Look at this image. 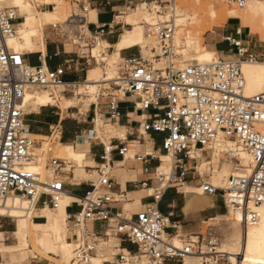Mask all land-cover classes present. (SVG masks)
<instances>
[{
	"label": "built area",
	"instance_id": "obj_1",
	"mask_svg": "<svg viewBox=\"0 0 264 264\" xmlns=\"http://www.w3.org/2000/svg\"><path fill=\"white\" fill-rule=\"evenodd\" d=\"M250 1L227 0V3L244 9ZM83 12L89 13V7H84ZM23 19L17 8H0V207L9 198L20 196L30 207L34 205L35 210L41 203L43 207L57 211L65 194L68 196L60 178L67 162L54 156L61 135L53 140L59 133L53 130L48 137L50 148L47 152L52 156L45 164L47 173L27 170L25 166L38 159L34 155L36 143L30 138L25 123L27 113L23 100L27 91L33 88H71L77 83L64 82L63 67L54 71L43 64L32 67L26 63L25 54L9 48L8 41L16 36ZM85 25L82 23L83 27ZM86 31L88 28H83V32ZM146 35L158 41V57L167 59L169 66L157 70L142 57L122 59L113 84L123 97L138 96L142 110L158 112L142 128L146 133L165 134L161 147L164 155L172 159L171 168L164 172L163 161L157 158L160 164L155 168L150 184L154 203L137 213L135 219H127L114 214L110 208L116 201L114 182L110 178V154L114 149L111 145H104L98 181L84 196L75 197L79 211L67 213L73 244L69 264H95L93 259L100 252L102 241L112 236L122 237L138 247L136 253L119 254L122 263H139L145 258L144 264H183L186 257L195 253L200 237H197L198 241H193L192 237L182 240V247L174 245L172 238L166 239L164 233L168 219L160 212L158 203L169 190L178 191L185 187L189 178L200 180L203 194L220 195L228 213L239 218L244 228L260 222L258 209L264 205V92L246 95L242 63L264 65V47L260 52L255 51L242 41L240 33L236 37L229 35L223 40L231 52L235 51L237 59L219 58L206 64L193 63L178 68L175 61L182 55L174 44L176 26L173 23L147 25ZM111 98L108 115L111 120H116L121 116L119 98L118 95H111ZM220 139L233 140L241 145L252 156L254 168L247 175L231 176L224 187H215L198 171V155L212 150ZM41 150L45 155L42 146ZM117 151L125 157L128 149L124 147ZM4 219L0 217V221ZM39 219L35 217L33 220ZM92 222L107 223L110 232L103 237L92 233L87 226ZM0 229H4L2 225ZM214 244L213 240L209 241L210 253L207 254L214 256L213 259L216 258Z\"/></svg>",
	"mask_w": 264,
	"mask_h": 264
},
{
	"label": "crops",
	"instance_id": "obj_2",
	"mask_svg": "<svg viewBox=\"0 0 264 264\" xmlns=\"http://www.w3.org/2000/svg\"><path fill=\"white\" fill-rule=\"evenodd\" d=\"M61 1L62 0H45V4L56 5V3ZM256 2L264 3V0L251 1L249 3V9L254 7ZM25 3L31 4L29 2ZM131 3V0H88L80 3V6L82 7L81 11L83 12L84 7H89V13L85 14L83 12L84 16L79 17V22L86 24L85 26L88 28V33L91 35L94 44L97 43V40L99 39L102 44L110 49L106 58L116 57L118 53V57L121 60L140 57L145 59V54L141 46L124 48L119 51L116 48L125 31H127H124V28L129 26L126 25L124 21H116V18H123L120 15L125 14L126 9H130ZM143 4L147 3H141L133 10H136ZM50 7L51 6H48V8ZM36 13L43 16V23L40 25L39 29L41 35L28 38V44L35 49L31 52H24L26 53V63L32 67H37L43 64L46 68L52 71L63 67L65 69L63 77L64 82L67 84L77 83L75 85L76 89L73 91L74 98H66L61 93L58 104H53L51 102L48 105L39 106L36 109H30L25 118L26 126L30 131V136L34 138H48L53 130H57L61 135V142L57 144L60 149L57 158L61 157L60 159H63L62 157H65L66 159L71 160L68 161L63 159L67 162V165L62 167L60 173V178L64 182L65 190L68 194L62 202V207L64 205V210L67 213H76L79 211V208L75 204V197L84 196L87 192L91 191L92 185L98 181V168L103 162L102 157L104 156V145H111L114 151L110 154V178L114 182L113 195L116 201L111 204L110 208L114 214L122 215L127 219H135L137 213L144 210L146 206L154 203V200L151 197L153 191L150 188V184L151 180L154 179L155 168L160 164L157 158L162 159V161L170 158L169 156L164 155L162 147L158 145V142L162 144L165 134L153 132L146 133L142 128L143 124L151 122L158 112L154 109L142 110L140 108V98L138 96L126 95L118 101L121 116L116 120H111L108 115V105L112 101L111 97L104 100L100 99L97 103H92L89 105L90 108L88 111L81 114L80 110L77 108L79 105V102H77V96H86L85 94H82L81 90L83 88H81V86L90 77L95 76L93 73L94 71H99L98 67L92 66L94 62L90 59V57L93 58L96 64H99L95 57V54L99 49L94 48V46L89 47V45L84 44L82 38H80V48H88L87 51L90 54L89 57V55H86V53L80 49H68L65 42H46L47 36L45 35V27L52 25L57 28V25L62 23V19L67 16L65 15L62 17V11L56 6L53 7V10ZM20 15L24 18V21L25 16L22 14ZM247 15H251V12L248 11V9ZM232 23L236 24L235 35L230 29ZM213 29L211 30L212 33L207 36L208 45H205L209 50L215 52L217 56L231 53L230 46L223 40L224 37L229 35L236 37L237 34L240 33L243 41L244 38L248 39L253 35H258L252 31L251 25H246L241 19L235 17L228 18L224 26L216 28L215 30ZM217 34L222 35L220 40L211 39V37L213 38ZM247 44L252 47L250 42H247ZM252 48L255 51L258 50L256 46ZM60 88H65V86ZM108 88L109 85L103 86L100 90H106ZM85 92L88 93L87 91ZM51 98L52 100L54 99L53 97ZM61 99H64V101L60 104L59 102ZM61 108L65 111H62ZM99 113L104 116L106 122L110 123L107 127H109V129H116L121 135V138H112L109 145L103 140L98 139V136L93 139L95 141L90 139V134L94 132L97 133V131H99V133H102L109 131L106 128L104 129V125L98 116ZM90 124H95L94 131L90 130ZM96 140L100 141L96 142ZM124 147H127L128 151L125 153V157H122L119 155L117 149H122ZM49 148L50 145H46V147H43V150L46 151ZM139 158L141 160H139ZM202 159L203 160L200 162L202 165L201 168L208 164H214V162H220V157L215 156L211 158V162L210 159L207 161L204 160V158ZM75 161L77 163L85 162L84 167L75 169V165L73 164ZM164 163L165 161H163L162 167ZM32 164L38 166L41 165V163ZM192 165L193 163L190 162V166ZM227 166L229 165L224 166L221 170H229L230 166ZM185 187V191L184 187L178 191L175 189L169 190L158 203L160 212L168 219L165 234L169 238L175 237L178 239L179 235L182 234L185 235L186 238L193 237V239H197L196 237H199L202 234L204 224L215 220L218 217L226 216L228 213L220 195L209 196L202 194L201 182L197 178H189ZM146 192L151 193L139 197L142 193ZM62 207L56 213H59ZM35 211L45 212V217L40 215L37 217L40 218L39 220H44L45 218L46 221L34 222L33 218L36 215L32 217V220L3 217L16 220V227L13 235L17 236V239H19L20 242H24L23 245L27 247L31 253L34 252L31 240H38L43 237L45 233V230L39 228L38 225L47 224V215L52 214L51 209L49 207H43L41 203L36 210L34 208V212ZM126 215L129 216L126 217ZM31 226L35 229H40L41 232H31ZM87 226L92 233L101 237L110 232L107 223L92 222L88 223ZM68 230V227L66 231L62 225V243L70 244V234L68 233ZM247 231L248 229H243L241 234L240 254L243 255V257L238 260V264L245 263L243 248ZM8 233L9 230H0V264H15L21 259L28 260L29 258L14 257V253L19 249V243L16 245H5L2 243L5 234ZM112 237H115L116 241V245L113 247L114 254H112L111 260H104L103 263L125 264L120 261L118 257L119 254L124 252L136 253L138 247L125 241L122 237ZM110 239L104 243H108ZM225 254L234 255L236 257L239 256L232 253ZM48 257L56 259V255L54 254H48ZM188 258L192 257L189 256ZM144 263L145 258H141L139 263L132 262L130 264ZM247 263L252 264L250 262ZM23 264L52 263L46 261L42 262L36 258H31ZM167 264L176 263L168 262ZM183 264L191 263L185 260ZM261 264H264V260H262Z\"/></svg>",
	"mask_w": 264,
	"mask_h": 264
},
{
	"label": "rangeland",
	"instance_id": "obj_3",
	"mask_svg": "<svg viewBox=\"0 0 264 264\" xmlns=\"http://www.w3.org/2000/svg\"><path fill=\"white\" fill-rule=\"evenodd\" d=\"M22 1L24 3L29 2L32 4V6L34 7L33 9L34 16L35 15L39 16L38 13L36 12L50 11L53 10L54 6L59 7L63 13L62 17L65 15L67 17L62 19V23L58 24L57 28L53 27L52 25L45 27V35L47 36L46 42L49 41L65 42L68 46V49H80L90 57V54L87 51L88 48L86 49L80 48V44H81L80 38H82V42L84 44H88L89 47L94 46V48H98L100 54H102L105 57V59H103L100 64H96L95 60L90 57V59L94 62L92 66L93 67L96 66L99 68L98 74H96L92 78L94 80L102 81L103 79H110L117 77L118 65L121 63V59L118 56L113 58H106V56L109 54L110 49L107 48L104 44H102L99 39L97 40V43L94 44L92 42L91 35L88 33V31L83 32V28L86 30V26L83 27L82 23L79 22V17L84 16V13L81 11L82 7L80 6V3L86 2L88 0H62L61 2L56 3V5L45 4V0H22ZM141 3H147V4H143L141 5V7H138L136 10H133ZM48 6L51 7L48 8ZM10 8H15V7L10 6ZM248 8H249V4L245 9L242 10L230 6L228 5L227 0L226 1L225 0H138L137 2H132L130 4V9H126L125 14L120 15L123 18L118 17L116 18V21H124L125 23L126 19L128 20L136 19L137 23L135 25H129L130 27L126 26V28H124V31L132 30L133 28H135V26L140 27L146 40L148 39V41H146L141 46L145 54V60L151 63L154 69L165 70L169 66V61L165 58L158 57L159 43L156 39L147 37L146 35L147 25H154L157 23H173L176 26V36H175L174 44L182 56L175 61V64L178 68H183L186 65H190L197 62L196 60L193 62L187 61L188 58L184 56V53H186L188 56L195 58V53L193 48L194 44H192L190 48L187 47V37L189 36L194 37L196 39V42L200 46L208 48L206 46L208 45L207 36L210 35V33H212L211 30L213 28H214L213 30H215L216 28L224 26L225 19L227 17L228 18L233 17L234 13L235 14L242 13ZM245 24L251 25L252 31L254 33L258 32L261 27L258 19L248 20L247 22H245ZM35 26L37 27V29H40V24L38 23L36 18H35ZM230 29L231 32L235 35L236 24L232 23ZM127 31H125V33ZM221 37H222L221 34H217L215 37L213 38L211 37V39L220 40ZM243 42L244 43L250 42L252 44V47L256 46L258 52H260V50H262L264 47V44L263 42H261L258 35H253L251 38L248 39L244 38ZM219 58H224L227 60L237 59V57L235 56V51H232L231 53L228 54H224L223 56L218 55L214 57V59H219ZM81 88H83L81 90L82 94L86 95V96H77V102H79L77 108L78 110H80L81 114H84L86 111H88V109L90 108L89 105H91L92 103H97L98 101H100V99L101 100L107 99L111 97V95H118L119 99L123 97L121 93L116 92V88L113 85V83L109 85V89L107 90H100L101 87L95 89V88H90L88 86L86 87L82 86ZM75 89H76L75 86H72L71 88H67V87L65 88L53 87L50 89L33 88L29 90L27 93L43 94L46 96L52 95L54 99L51 102L53 104L55 103L58 104L59 96L61 95V93L66 98L72 99L74 98L73 91ZM85 91H87L88 93H86ZM256 94L257 93H254L251 94L250 96ZM63 101L64 99H61L59 103L61 104ZM52 107H57V106H52ZM61 110L65 111L62 108ZM24 111L25 113L28 112L25 107H24ZM98 116L102 121V124L104 125V129L106 128L109 131L102 133H99V131H97V133L94 132L90 134L91 140H93L95 137L98 136V139L103 140L107 145H109V142L112 138H121V135L116 129H109V127H107L110 123L106 122L104 116L101 113H99ZM89 128L90 130L94 131L95 124H90ZM56 137H60V134L57 133L56 136L53 138V140L56 139ZM30 138L36 143L34 155L37 157L38 161L36 160L34 161V163H41L39 168L36 170V173L42 171L43 174H46L47 172H45V164L47 159L52 155L48 153L47 150H46V154L43 155L41 146L46 147V145H49L50 139L34 138V137H30ZM100 140H96V142H99ZM225 144L226 143L218 146L214 151L212 150L207 151V153L203 157L204 160L206 161L211 159V156L220 157L219 163L214 162V164H208L202 168H201L202 165L200 163L198 164L199 171L202 174L204 180L211 184H213V182L214 183L216 182L215 184H213L215 187H224L226 181L231 176H233L231 172L236 171L237 167L242 166V161L237 157L236 158L240 160L241 165H238L239 163H236L235 161H233V163L230 161L225 162L226 160H228L224 152ZM158 145L161 146V143L158 142ZM56 150L57 152L54 156L58 157V153L60 152L58 145H56ZM62 158L66 159L65 157ZM66 160L71 161L69 159ZM163 161H165V163L163 164L162 170L164 172H168L172 165L171 158H167L166 160L164 159ZM73 164L75 165V169H79L84 167L85 162L77 163L75 161L73 162ZM226 165L230 166V172L225 173V175L219 174V176H217L218 172ZM48 173L50 174V172ZM220 176H223V180L222 178H220ZM185 190L186 187H184V191ZM149 193L151 192L142 193L139 197H141L142 195H148ZM26 204H27L26 208L27 210H29L31 214L30 213L28 214L27 211L24 212L23 213L25 217L24 220H26L28 216L30 217H33L34 215H36L34 217H37L39 215L44 217L46 216L45 212H39V211L34 212V205L32 206L31 209H29L30 205L27 201ZM51 212L52 214H48L47 217L52 218L58 216L63 227L67 231V227L69 226L68 222H66V216H65L67 212L63 214L56 213L57 211H52V210ZM127 216L129 215H126V217ZM45 221L46 220L44 218V220H36L34 222H45ZM0 225H2L4 228L0 230L3 231L9 230V233L5 234L4 240L2 242L3 244L16 245L17 243H19V249H17V251L14 253V257H23L29 259L36 258L38 260H41L42 262L46 261L52 264H69L73 257L72 255L73 245L71 242H70V249L68 251H63V249L58 247V249L54 253V255H56V259L49 258L47 254L39 253L37 249H36L37 251L35 250L37 253L35 251L31 253L29 249L23 245L24 242H20L19 239H17V236L13 235V232L16 227V220L5 218L4 220L0 221ZM30 230L31 232H38V233L41 232L40 229H35L32 226L30 227ZM242 232H243V228L241 227V225H239L236 222L235 217L231 213H227L226 216L218 217L215 220L209 221L203 226L202 234L199 236L200 237L199 246L197 245L195 247L194 255L191 256L192 258H188L189 256L186 257L185 260L189 261L191 264H238V260L242 259V256L240 254L241 251L240 239ZM165 238L167 239V237ZM186 239L187 238L185 235L180 234L178 239L174 237L173 242L176 244L178 243L177 245H180L181 247V245H183L182 240H186ZM192 240L198 241L197 239H192ZM210 240H213L215 243L214 244L216 248L215 259L212 258L214 256L207 255L210 253L209 252ZM114 245H116L115 237H111L108 243H104L102 241L100 246V252L98 253L97 258L93 262L98 264V263H102L104 260H111L112 259L111 256L112 254H114L113 251ZM225 253L237 254L239 256L236 257L234 255H228ZM65 255L68 256L64 258ZM237 258L239 259L237 260ZM28 260L21 259L15 264H23ZM261 260H264V258ZM244 264H248V263L245 262Z\"/></svg>",
	"mask_w": 264,
	"mask_h": 264
},
{
	"label": "bare ground",
	"instance_id": "obj_4",
	"mask_svg": "<svg viewBox=\"0 0 264 264\" xmlns=\"http://www.w3.org/2000/svg\"><path fill=\"white\" fill-rule=\"evenodd\" d=\"M10 6L17 8L19 13L25 16V20L22 23H20V25L17 27V34L14 38H11L9 40L8 46L12 51L17 52V53L22 54L24 52H31L35 48L29 45L27 41H28V38L31 36L41 35L40 30L37 29V27L35 26V18L37 19L38 23L41 25L43 23V16L42 15L34 16V13H33L34 7L32 6V4H26L22 0H0V8L10 7ZM248 11L251 12V15H247V10H245L239 14L234 13L233 17L241 19L244 22V24L248 20L258 19L261 27H260V30L256 32V34L259 35L261 42L264 43V3L256 2L254 7H251L250 9L248 8ZM227 20H228V17L225 19V22ZM125 23L128 25H135L137 23V20L136 19H131V20L126 19ZM146 41H148V39L146 40L140 27L135 26V28H133L132 30H128L122 36L116 48L119 51L124 48L142 46ZM192 44H194L193 48H194L195 58L188 56L186 53H184V56L188 58L187 61L193 62L196 60L197 62L195 63L206 64V63H210L211 61H213L214 57L217 56L215 52L209 50L206 47L200 46L196 42V39L194 37L192 36L187 37V47L190 48ZM117 56H119L118 53H117ZM95 57L99 64L102 62L103 59H105V57L102 56V54H100L99 51L95 54ZM242 70H243V74L246 79V92H245L246 95L249 97L251 94H254V93H257V94L263 93L264 92V65L262 66V64L260 63L255 64V63L243 62ZM97 71L98 70L93 72L94 75L97 74ZM92 77H90L82 86L83 87L88 86L90 88H95V89L99 87L102 88L103 86L110 85L111 83H113V81L117 80V77H115V78L103 79L102 81H98V80H94ZM51 97L53 96L51 95ZM51 97L43 95V94L26 93L24 100H23V104H24L23 107H25L26 110L29 111L30 109H36L39 106L48 105L52 101ZM224 143H226L224 146L225 148L224 152L228 159L225 162L230 161L233 163V161H235L236 163H239L238 165H241L240 160L242 161V166L237 167L236 171L231 172L232 175L239 176V175L249 174L254 168L253 158L236 141L229 140V139H220L213 145L212 151L216 150L218 146ZM198 156L200 158L199 160V163H200L202 161L201 159L205 155L199 154ZM232 156H235V157H232ZM236 157L239 158L240 160L237 159ZM210 162H211V159H210ZM32 163H29L28 165H26L25 168L31 172L36 173V170L39 168V166L36 164H32ZM198 171H199V168H198ZM229 172H230V168L229 170L228 169L220 170L217 176H219V174L225 175V173H229ZM220 178H222L223 180V176H220ZM215 183L213 182V184ZM66 196L67 195L65 194L63 200L65 199ZM26 205H27L26 200L21 198L20 196L11 197L0 207V217H11V218H16V219H24L25 217L23 213L26 211L28 212V214L30 213L29 210H27ZM31 208L32 207L29 206V209ZM258 211L260 213V222L256 226L253 225L252 227L248 226L247 228H244L242 224L240 223V219L235 218L236 222L239 225H241L243 229H248V231L245 234L246 237H245L243 253L245 255V262H250L252 264H261L262 263L261 259L264 258V205L260 206ZM60 213L61 214L65 213L64 205L61 211L59 212V214ZM65 216L67 217V214ZM27 219L32 220V217L28 216ZM38 227L45 230V233L43 237H41L40 239L31 240V245L34 251L37 249L39 253H44L48 255V254H54L56 250L58 249V247L63 249V251H68L70 249L69 243L61 242L62 241V238H61L62 223L58 216H55L52 218L49 217L47 224L38 225ZM164 237H168V236L164 233ZM173 239L174 238H172V243H174ZM177 244L174 243V245H176L177 247H180V245H177ZM67 256L68 255H65L64 258H66ZM241 256L243 257V255ZM96 258H94L93 261ZM123 263H128V261L123 262Z\"/></svg>",
	"mask_w": 264,
	"mask_h": 264
}]
</instances>
